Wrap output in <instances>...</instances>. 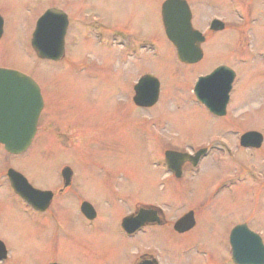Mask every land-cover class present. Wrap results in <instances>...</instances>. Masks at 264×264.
<instances>
[{
	"label": "rangeland",
	"instance_id": "374dc122",
	"mask_svg": "<svg viewBox=\"0 0 264 264\" xmlns=\"http://www.w3.org/2000/svg\"><path fill=\"white\" fill-rule=\"evenodd\" d=\"M25 1L0 0V11L6 19V33L0 42V65L11 64L23 70L36 63L34 69H28L34 70L29 73L43 89L46 113L40 120L33 146L19 155L2 149L0 161L5 162L6 169L12 167L24 172L32 185L52 188L53 177L47 174H53L54 168L85 161L89 166L85 171L86 182L78 181V184L87 199L103 202L102 194L96 190L99 180H103L101 184L105 189L108 181L120 187L129 184L132 194L138 197L136 200L160 206L173 223L185 212L198 209L200 200L194 198L196 195L190 196L193 190H189L188 195L177 194L179 187L177 191L175 180L165 174L161 163L165 160V149L189 152L207 145L217 136H225L233 142L238 129H257L264 134V5L258 4L251 15L255 21L242 27L245 26L244 10L236 7L241 10L240 14L233 11L230 0H223L228 3L225 7L218 0H194L199 12L196 19L202 29L214 16L222 17L229 28L214 35L203 61L189 66L178 61L169 41L160 39L161 10L153 0H65L68 8L64 7L71 14V7L81 6L76 10L85 22L98 21L111 28L157 37L160 48L154 59L151 56L141 64L126 63V59L118 58L130 43L122 38L124 36L110 37L109 41L98 44L88 37L82 39L71 27L66 36L67 57L59 62L42 61L31 52L28 27L18 22L14 24L9 18L10 9L15 7L14 13H17ZM38 1L42 4L50 0ZM236 28L242 29L239 37L236 33L241 29ZM4 51V56L14 54L13 58L3 57ZM143 64L144 67H139ZM218 65H227L236 72L225 117L212 114L194 93L199 77L211 73ZM144 73L155 76L160 82L158 101L150 107L137 106L133 100L134 85ZM213 144L224 143L221 139ZM260 153L264 155V148ZM202 166L208 170H204L201 177L208 181L216 182L231 174L230 180L237 183L244 177L234 160L219 161L210 157ZM245 176L250 175L245 172ZM189 181L199 182V179ZM241 186L248 189L246 184ZM238 188L233 189L234 194H239ZM146 189L149 196H145ZM219 190L215 188L214 193ZM108 203L114 208L109 214H116L117 209H121L119 205H123L121 199L110 196ZM216 203H221V207L213 205L209 210L222 212L220 217H214L210 223L203 221L188 234L180 235L169 228L158 229L148 245L162 264H191L193 258L199 262L202 259L213 261L212 257H231L228 233L234 212L238 216L234 223L241 220L239 216H246L247 220H252L250 224L255 223L261 229L264 241V199L258 207V215L254 213L252 218L247 217L251 209L249 200L240 205L234 195L227 197L220 192L213 199V204ZM22 204L13 195H7L5 201L0 198V239L9 251L8 259L2 264H48L54 260L79 264L85 261L66 257L68 251L62 246L42 243L40 232L39 236L36 232L43 227L35 226L37 216ZM101 205L105 207L104 202ZM97 240L110 249L109 256H104L103 251L98 255L99 259L109 258L105 264H127L137 243L146 242L139 239L127 249V242L122 243L118 232L108 238L100 234ZM91 245L90 241L88 247ZM196 246L203 254L191 251L190 247Z\"/></svg>",
	"mask_w": 264,
	"mask_h": 264
},
{
	"label": "flooded vegetation",
	"instance_id": "af4514ba",
	"mask_svg": "<svg viewBox=\"0 0 264 264\" xmlns=\"http://www.w3.org/2000/svg\"><path fill=\"white\" fill-rule=\"evenodd\" d=\"M165 1L166 0H153V2L156 5H158L161 10L160 24L162 27V36L160 37V39L163 37L165 40L171 43V45L173 46L176 52V56L179 62L189 66L200 63L206 57V53H208V46L212 44L214 35L217 33L224 32L227 28H229L228 24L222 17L214 16L213 18L209 19L206 22L205 27L202 29L198 25L199 22L196 19L197 13L199 12L197 10V7L194 6L195 5L193 3L194 0H186L189 5L192 16L191 18L192 25L195 29L199 30L204 35L205 40L201 44V49L203 52L202 59L192 64L184 63L179 59L177 48L168 39L166 34L163 17H162V6ZM210 1L214 2V0H210ZM220 1L222 2L221 3L222 5L224 4L223 5L224 7L225 5H228V3H223V0H218V2ZM40 2L41 1L38 0H27L24 3H21L22 6L20 7L17 13H14L15 7H13L12 9H10L9 18L11 19V22L14 24L15 22H18V24L20 23L19 25H24L28 27L30 33L31 52L34 56H36L38 59L42 61L54 62L52 60L39 58V56L37 55V53L35 52L32 46V39L35 30L37 28L39 19L48 10L51 9H59L63 11V13L66 15L68 19V27L65 35V44H66V36L68 35L71 27H73V31L75 30L78 33V35L82 37V39L88 37L94 40L98 44L103 41H109L111 39L110 37H118V35L124 36L122 38L128 41L130 40L129 45L124 47L122 53L118 55V58L126 59L127 60L126 63L138 62L141 64V62H144L147 59L149 61L151 59V56H153L152 59H154V57H157L159 54L160 47L158 40L156 39L157 37L153 38L145 34L144 35L134 34L129 30H124L122 28H111L109 26H105L103 23L98 21L94 23L85 22L83 21L84 20L83 18H80L79 15L80 11L76 10L77 7H81V6L76 5L74 7H71V14H69L64 7V6L67 7V5L65 4V0L62 3L56 0H50L42 4H40ZM230 4L232 5V10L233 11L235 10V12L238 14H240L241 10L236 9V7H239L240 9H242V11L244 10L243 20L245 22V26L242 25V27H246V24H250L252 21H255V19L252 18L251 15L254 13V10L257 8L258 4L264 5V0H230ZM214 20L221 21L223 27L217 30L212 28V23ZM50 22L53 23L54 20H51ZM236 24L238 23L236 22ZM0 29H1V35H0V42H1L6 33V19L5 16L1 13V11H0ZM238 29L236 28V30ZM241 33H242V29L238 33H236V36L239 37ZM233 53L234 52H232L231 55H233ZM4 54L5 51L1 55H3V57L6 58L7 57L13 58L14 55L13 54L12 56H6V55L4 56ZM66 57L67 56H66V48H65L64 59ZM1 58L2 57H0L1 60L0 63L2 62ZM144 65L145 64H143V66L140 65L139 67H144ZM35 66L36 63L35 65H32L30 67L25 66L23 70H21V69H17L16 67L10 64V66L0 65V69L22 72L32 77L39 85L38 81L31 75V73H29L34 71L30 69H34ZM219 66L222 65H218L216 66V68ZM133 69L135 68H131L130 70ZM146 74L149 73H144L141 77H143ZM137 83L134 85V97L136 94L135 86L137 85ZM39 87L43 99V107L38 118L35 137L29 148L33 146L38 131L40 130V120L42 119L44 113H46L47 105L44 98L43 89L40 85ZM214 115L218 117H223V116L225 117L227 115V112L221 116L216 114ZM249 131H256L261 134L260 146L242 144L241 141L242 136ZM221 139L224 144L220 146L213 144ZM216 148L218 150H216ZM263 148H264L263 132L257 129L248 128L247 130L238 129L234 134L233 142L230 141V139L225 136L223 137L217 136L213 140H210V142L207 145L201 146L189 152L188 151L185 152L184 150H178V149L175 150L165 149L164 150L165 160H163V162L161 163L163 169H165V174L171 179L175 180L174 184H177L175 185L177 191H178L177 186L179 187L180 192H177V194L188 195L187 193H190L189 190H193L194 191L193 195L190 196L196 195L194 196V198L199 199L200 200L199 204L201 205V206L199 205L198 209H191L185 212L173 223L169 219H167L166 213L163 211L162 208H160V206L143 203L136 200V198L138 197L132 194L133 188L129 184H127L124 187H120L118 185L115 186L112 182L108 181L105 189L103 184H101L103 180H101V182L99 180L97 182V185L99 183L100 185L99 187L96 186V190H98V192L102 194V200L105 203V207L101 205V203L103 202H99L97 200H94L95 202H93L92 199H87L86 196H84L83 193L81 192V188L79 187L78 184V181L86 182L85 171L86 169H88L86 167L89 166H86L88 162L85 161H76L77 163L75 165L66 163L58 168L56 167V169L52 168L53 174L52 173H50L49 175L47 174V177L48 176H50V178L53 177L51 182H53L54 187L52 188L50 187L43 189L40 188L39 186L33 185L35 188L43 191H47L49 193L47 202L45 204L43 203L45 207H43L42 209L39 206L36 207L34 205L32 206L29 205L26 201L22 199V197L19 194L15 192L14 188L12 187L10 178L8 176V171L12 167L6 169V164L2 160L0 161V198H3V200L5 201L7 195H13L17 200L25 204L29 209V210L27 209V211H31V213L37 216L36 218L37 222L35 226H37V228H39V226L43 227L42 229H40V231L38 230L36 232L38 236L40 232L39 237L41 242L49 245L57 244L56 247L62 246V248L68 251V255L66 257L69 258L71 257L74 258L75 260L85 259V261H81L79 262V264H83V263L97 264V261H99V264L107 263L109 258L99 259L98 255H100L101 251H103L104 256H109L110 249L106 245H100L97 238L100 234L104 238H108L114 232H118L119 235L122 237V243H124L125 241L127 242V246L125 247L127 249L130 247V245L138 242L139 239H145L146 241V242L143 241L140 244L137 243L138 247H135L132 250V257L128 260L127 264H162L160 259H158V257L154 253V249H152L148 245L149 241L153 239V236L157 235L158 229L169 228L175 231L177 234L184 235V234H188L189 232H192L194 229L197 228V226L201 225L203 221H206L208 223L212 222L214 217H218V216L220 217V215L222 214V212L212 213L209 210V208H212L213 205H215L216 208L221 207V203L213 204L214 197L218 195L220 192H223V194L227 197L234 195V197H236L239 200L240 205L244 204V200L251 201V206H250L251 209L247 217L253 216L254 213L255 215H258L257 214L258 207L260 205V202L264 199V172H263L264 155L263 153H260L261 151H263ZM2 149L6 151L5 146L0 143V152ZM169 150L189 153L190 155H192L193 160L191 161L190 159H187L183 163L181 169L179 167L178 171L172 170L168 166V163L166 161V152ZM200 150H205L206 152L202 155L197 156V153ZM215 152L218 154H216ZM210 157L219 161L221 159L234 160V165L238 166L242 170L240 172L242 175H244V177H241L240 180H238V182L236 181L237 183H235L234 180H230L231 174L216 182L208 181L206 178L201 177V175L204 174V170H208V168L202 166L203 161L209 159ZM67 167L70 168V171L64 173V170ZM17 171L22 173L26 177L24 172H21L20 170ZM256 171L258 175L256 174ZM245 172H247L250 176L249 177L245 176ZM41 173L44 172L41 171ZM186 175H190L193 178L188 179L187 177H185ZM206 175L208 174L206 173ZM192 179H199V182H190L189 180ZM242 184H246L248 186V189L244 190L241 186ZM235 187H239L238 188L239 194H234L233 189H235ZM215 188L220 189L218 192H216V194L214 193ZM172 192L175 193V191L173 190ZM247 193H249V195L251 196H246ZM109 196L110 198L119 201L121 199L123 203V205L122 204L119 205L121 209H117L116 214H109V210L111 208L114 211L113 206L108 203ZM145 196H149L147 189ZM126 202L129 203L125 204ZM142 210L147 211L148 214L145 215L144 217L138 218L139 213ZM240 211H238L237 214H239ZM189 212L193 213V221H194L193 227L186 232H178L175 229L176 222ZM234 213H233L234 217L232 218V223L229 226L231 230L228 233V245L230 248V252L232 253V256L230 257V255H228L226 258L224 257V259H220V258L215 259L214 257H212L213 261L212 260L205 261V259H202L199 262H196L193 258L192 261L194 263L191 264H240L234 260L233 252H232V241H231L232 231L239 226L253 232L256 235L255 239H258L260 244L264 246L263 237L262 234L260 233L261 229H259L257 225H254L255 223L253 225L250 224L252 220L251 219L247 220L246 216L245 217L239 216L241 220L234 223L233 221L238 217ZM129 217L131 220H128V222L125 224L126 219H128ZM136 217H137V221H136ZM45 232H46V236H45ZM90 241L92 242V245L91 247L90 246L88 247ZM190 249L191 251H195V253L203 254L202 253L203 250H200L199 248H197V246L194 249L190 247ZM181 253H183V249H181ZM7 259L1 260L0 264H2V262L6 261ZM52 263L65 264L55 260L51 261L48 264H52ZM172 264H179V263L173 262ZM180 264H182V262H180Z\"/></svg>",
	"mask_w": 264,
	"mask_h": 264
},
{
	"label": "water",
	"instance_id": "95a60500",
	"mask_svg": "<svg viewBox=\"0 0 264 264\" xmlns=\"http://www.w3.org/2000/svg\"><path fill=\"white\" fill-rule=\"evenodd\" d=\"M162 17L167 37L177 48L179 59L188 64L200 61L203 57L201 44L205 37L193 27L187 1L166 0L162 6ZM51 20L54 22H50ZM222 25L221 21L214 20L212 28L221 29ZM67 27L68 19L59 9L48 10L39 19L32 39V46L39 58L53 61L64 58ZM235 76L232 68L222 65L210 74L199 77L194 89L197 99L212 113L224 115ZM135 90V104L150 107L158 101L160 82L155 76L146 74L140 78ZM42 107L40 87L32 77L19 71L0 69V143L9 153L21 154L30 147ZM241 141L244 145L260 146L261 134L256 131L246 132ZM204 153L205 150H200L197 156ZM187 159L192 161V155L172 150L166 152V161L172 170L178 171L179 167L181 169ZM68 171L70 168L67 167L64 173ZM8 176L15 192L23 199L36 207H45L49 196L47 191L33 187L22 173L13 168L9 169ZM147 214V211L142 210L138 218ZM128 220H131L130 217L125 224ZM193 225V213L189 212L176 222L175 229L186 232ZM255 238L253 232L240 226L232 231V252L237 263L264 264V246ZM7 257L6 245L0 240V260Z\"/></svg>",
	"mask_w": 264,
	"mask_h": 264
}]
</instances>
